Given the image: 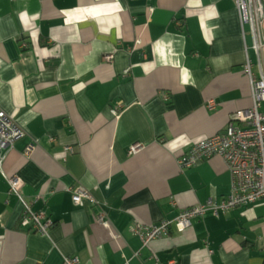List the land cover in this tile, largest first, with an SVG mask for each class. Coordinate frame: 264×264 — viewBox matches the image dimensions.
Here are the masks:
<instances>
[{
	"label": "crops",
	"instance_id": "1",
	"mask_svg": "<svg viewBox=\"0 0 264 264\" xmlns=\"http://www.w3.org/2000/svg\"><path fill=\"white\" fill-rule=\"evenodd\" d=\"M253 44L236 0H0V109L28 132L4 173L54 222L49 236L23 228L0 172V264H264V201L147 246L134 233L230 194L222 158L180 160L252 106ZM79 186L110 227L73 202Z\"/></svg>",
	"mask_w": 264,
	"mask_h": 264
},
{
	"label": "built area",
	"instance_id": "2",
	"mask_svg": "<svg viewBox=\"0 0 264 264\" xmlns=\"http://www.w3.org/2000/svg\"><path fill=\"white\" fill-rule=\"evenodd\" d=\"M236 4L242 26L251 27L254 37L253 48L257 56L258 77L253 73L249 58L244 66V73L250 82L252 106L237 111L224 133L197 142L189 154L180 160L182 166L192 167L203 160L222 158L231 174V192L221 203L209 199L204 204L182 210L172 221L165 220L152 226L137 225L134 233L141 238L144 246L157 238L169 235L172 228L179 232L190 230L193 220L203 217L209 211L219 216L230 210L264 201V112L260 110L264 103V0H236ZM23 47H26L25 44ZM106 59L111 61L113 54L108 55ZM26 136L28 132L11 115L0 109V172L10 186V193L23 205L21 226L49 236L53 220L44 213L32 209L31 203L27 202L24 196L25 182L21 178H10L4 173L8 151ZM34 148L35 144H29L26 154H31ZM141 148L142 146L137 144L130 148L129 153L135 154ZM67 151L73 153V148L67 147ZM72 199L76 205L88 201L92 206L99 207L98 224L111 226L101 202L88 189L81 186L75 188L72 191ZM64 263L80 264V258L64 256Z\"/></svg>",
	"mask_w": 264,
	"mask_h": 264
}]
</instances>
